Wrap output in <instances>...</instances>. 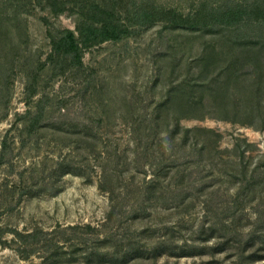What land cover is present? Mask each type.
<instances>
[{"label": "rangeland", "instance_id": "374dc122", "mask_svg": "<svg viewBox=\"0 0 264 264\" xmlns=\"http://www.w3.org/2000/svg\"><path fill=\"white\" fill-rule=\"evenodd\" d=\"M0 264H264V0H0Z\"/></svg>", "mask_w": 264, "mask_h": 264}, {"label": "trees", "instance_id": "16d2710c", "mask_svg": "<svg viewBox=\"0 0 264 264\" xmlns=\"http://www.w3.org/2000/svg\"><path fill=\"white\" fill-rule=\"evenodd\" d=\"M247 13H251V15H253L256 12L255 11L248 12L246 9H244L243 11L242 10L226 11L224 14L225 19L222 20V23L229 26L239 24L240 22H242L243 19H245ZM100 19L101 18H95V20H100ZM79 30H80V34L83 37L82 43H84L85 45L96 40L98 37L104 40L117 38L120 33L119 26L112 22H105L101 27H95L93 25L84 24L82 25V27H80ZM54 48L56 50H63L66 54H72L74 60H76V62L78 63H81L79 42L77 41L72 30H68L65 36L60 37V39H58L57 41H54Z\"/></svg>", "mask_w": 264, "mask_h": 264}]
</instances>
